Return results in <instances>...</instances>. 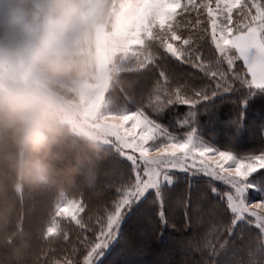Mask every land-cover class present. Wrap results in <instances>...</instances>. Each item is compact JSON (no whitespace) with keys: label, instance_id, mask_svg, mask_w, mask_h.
Segmentation results:
<instances>
[{"label":"clouds","instance_id":"clouds-1","mask_svg":"<svg viewBox=\"0 0 264 264\" xmlns=\"http://www.w3.org/2000/svg\"><path fill=\"white\" fill-rule=\"evenodd\" d=\"M144 0H0V264H36L25 202L49 197L56 215L70 197L101 199L96 175L114 155L123 115L122 77L139 50L129 45ZM67 162L77 184L56 177ZM51 207V208H52Z\"/></svg>","mask_w":264,"mask_h":264},{"label":"snow or ice","instance_id":"snow-or-ice-1","mask_svg":"<svg viewBox=\"0 0 264 264\" xmlns=\"http://www.w3.org/2000/svg\"><path fill=\"white\" fill-rule=\"evenodd\" d=\"M212 5L213 0H201L200 3L197 0H185L184 3L182 0H144V6L139 10L136 29L129 41L130 46L139 50V59L131 74L145 76L160 69L159 79L148 96L147 104L143 101L136 103L123 89L119 90L118 100L124 111L114 126V154L121 158L120 163L130 162L134 178H126L119 170L114 174L113 179L119 181L116 199L95 217L96 229L88 226L92 236L85 235L80 240L82 245L90 247L86 264H105L110 245L121 235L126 217L149 192H154L161 209L160 220L166 222L164 189L167 185L171 191L176 171L185 174L190 187L193 183L201 186L197 189L198 203L209 202L216 196L226 202L233 214L231 224L225 226L229 234L238 222L245 221V214L255 218L261 239L255 248L248 249L246 259L235 264H264V214L252 210L264 211V173L252 176L258 169H264V151L259 155L237 154L235 137L241 132L242 121L231 122L233 135L224 145L218 146L217 142L204 138L197 120V106L207 109L214 106L217 99L224 100V94L233 91V81H239L241 87L248 89V95H244L241 101L244 105L257 92L264 93V0H251L250 3L245 0H215V7ZM200 9H206L210 18L211 43L218 53L215 58L207 60L202 53L204 35L200 29L201 20L197 18L194 24L188 20L183 27L190 30L185 34L181 22L176 19L178 15L189 12H196L199 17ZM234 9H239L242 17L235 25ZM252 9H255V14ZM231 50L236 54H231ZM237 60L243 61L250 79L233 71ZM175 62L200 69L215 81V88L197 85L193 76L177 73L170 67ZM224 63L228 71L223 70ZM176 104L188 105L193 110L188 111L183 119L164 123L166 111ZM216 182L228 186V190L221 194ZM250 189H254L261 199L251 207L247 203ZM212 207L215 222H210L207 237L190 244V247L201 253L210 250L215 259L205 260L203 264H231L218 259L221 254H227V241L219 245V250L212 244L211 238L218 240L222 234L217 228L219 205ZM83 211L82 201L75 200L63 204L58 209L59 215H55L71 217L83 229L86 222L82 217L78 218ZM92 219L89 216V221ZM49 231L55 233L56 227H49ZM62 238L67 239V235ZM63 264L76 262L65 259ZM109 264L124 262L113 260Z\"/></svg>","mask_w":264,"mask_h":264},{"label":"trees","instance_id":"trees-1","mask_svg":"<svg viewBox=\"0 0 264 264\" xmlns=\"http://www.w3.org/2000/svg\"><path fill=\"white\" fill-rule=\"evenodd\" d=\"M200 2L201 0H197V3ZM245 2L250 3L251 0H245ZM239 11V9L233 10L234 25L237 20L242 19L239 16ZM252 13L255 14V9H252ZM197 18L202 22L200 29L204 35L203 57L205 60L215 58L218 53L211 43L210 18L206 9H200L199 17L196 12L190 16L180 15L181 28L186 34L190 29H184V24L188 20L194 24ZM156 30L158 31V28ZM231 54L235 55L236 53L232 50ZM170 67L181 75L193 76L197 85L203 84L209 88H215V81L200 69L192 67L191 64L175 62ZM222 68L224 71H228L226 63L222 65ZM159 70L156 69L145 76L125 75L121 89L134 102L143 101L144 104H147L148 96L156 80L159 79ZM233 71L250 79L242 60L235 62ZM229 77L231 78V73H229ZM244 95H248V89L241 87L239 81H233V91L225 93L224 100L217 99L215 105L207 109L197 106L198 126L203 131L206 140L217 142L218 146H221L227 142L229 136L233 135L231 122L242 121L241 132L235 137V150L241 156L259 155L261 151H264V93L257 92L256 95L251 96L246 105L241 102ZM190 110L193 109L188 105H173L170 110L166 111L163 122L167 124L169 120L183 119ZM120 159L114 154L111 159L101 165L97 172L96 182L104 190L101 199L91 198L87 195L70 197V199L82 201L84 211L80 213V217L86 222V227L83 229L72 221L71 217L56 216L49 197L40 198L34 204L30 201L25 202L23 218L25 229L34 233L43 221L47 227L58 224L61 229L55 243L51 246L44 244L41 240H33L32 246L37 253L36 264H56V262L63 264L65 259H70L76 264H86L90 247L82 245L80 240L85 235L92 236L88 226L96 229L95 217L101 215L103 209L116 199L119 181L113 179L114 174H117L119 170L126 178H134L130 162L125 160L124 163H120ZM69 167L67 162H56L54 164L56 177L65 182L74 181L78 184L82 177L71 176L68 171ZM261 173H264V169L258 170L252 176ZM174 175L175 182L171 186V191L167 185L164 189L166 199L163 211L166 222H161L159 202L156 200L154 192H149L129 213L130 218L126 217L118 241L105 257V264H109L113 260H120L124 264H203L205 260L212 261L215 258L211 256L210 250H205L203 253L193 251L190 244L199 243L207 237L210 222H215L212 207L214 205H219L216 214L219 215L220 222L217 223V228L222 234L219 235L218 240L212 237V244L219 250V245L227 241V254H221L218 257L220 261L235 264L236 261L246 259L248 249L255 248L259 243L261 233L255 227L254 217L245 214V221L238 222L232 233L229 234L225 226L231 224L233 214L227 208L226 202H222L220 197L216 196L209 202L198 203L199 192L197 189L201 186L193 183L190 187L189 180L183 173L176 171ZM216 184L221 194L228 190V186L221 182H216ZM250 196L260 199L255 190L251 191ZM89 216L93 217L91 221H89ZM249 221L251 223H248ZM64 235H67V239L62 238Z\"/></svg>","mask_w":264,"mask_h":264},{"label":"rangeland","instance_id":"rangeland-1","mask_svg":"<svg viewBox=\"0 0 264 264\" xmlns=\"http://www.w3.org/2000/svg\"><path fill=\"white\" fill-rule=\"evenodd\" d=\"M185 2V0H182V3H184ZM213 2H215V0H213ZM213 7H215V4H213L212 5ZM180 11H182V10H180ZM184 15H186V16H190V15H192L193 14V12H189V13H183ZM225 15H226V13H225ZM179 18H180V15H178L177 16V20L179 21ZM232 51V50H231ZM130 126V125H129ZM126 151H128V152H130L131 150H126ZM135 155H137L138 156V153H135ZM258 170H260V169H258ZM254 174V173H253ZM252 174V175H253ZM250 179H251V177H250ZM254 189H250L249 191H248V193H247V203L249 204V206L251 207V205H253V204H256V203H260L261 202V199H254V198H252V196H250V193H251V191H253ZM147 195V194H146ZM144 198H142L141 199V201L143 200ZM76 200V199H75ZM76 201H78V200H76ZM141 201H139L136 205H134L133 206V209L135 208V207H137L138 206V204L141 202ZM253 211H257L258 213H261V214H264V211H262V210H260V209H255V208H253L252 209ZM81 215V214H80ZM80 215H79V217H80ZM247 216V215H246ZM78 217V218H79ZM54 225H56V224H54ZM53 225V226H54ZM122 228V227H121ZM118 239H119V237H118ZM118 239H117V241H118ZM117 241H115V242H113V245H110V249H112L113 248V246L116 244V242Z\"/></svg>","mask_w":264,"mask_h":264}]
</instances>
